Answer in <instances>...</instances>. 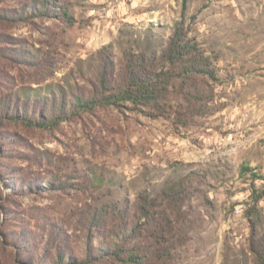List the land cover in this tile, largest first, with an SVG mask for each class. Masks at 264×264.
<instances>
[{
  "label": "rangeland",
  "instance_id": "374dc122",
  "mask_svg": "<svg viewBox=\"0 0 264 264\" xmlns=\"http://www.w3.org/2000/svg\"><path fill=\"white\" fill-rule=\"evenodd\" d=\"M178 27L214 78L158 62ZM141 55L172 75L159 107L24 119L68 114ZM135 222L142 264H258L264 0H0V264H130L98 248Z\"/></svg>",
  "mask_w": 264,
  "mask_h": 264
},
{
  "label": "trees",
  "instance_id": "16d2710c",
  "mask_svg": "<svg viewBox=\"0 0 264 264\" xmlns=\"http://www.w3.org/2000/svg\"><path fill=\"white\" fill-rule=\"evenodd\" d=\"M64 15H69L67 7H62L60 11ZM186 35L181 27H178L167 45L160 50L158 62L171 66L172 69H180L183 75L197 74L206 75L211 78L215 77V72L212 69V63L204 51L198 47L197 43L186 39ZM157 58V60H158ZM151 58H145L141 55L136 60L131 59L128 64L129 73L125 81L120 83H108L107 79L100 80L99 86L96 89V94L91 97L75 95L74 102L69 104L71 109L68 114L64 112L66 106L63 105L56 111V105L53 112L48 119L42 117L41 119H29L24 117L27 121L39 127H51L58 124L60 121L71 119L73 116L80 114L83 111L92 110L96 106H103L109 104H121L131 102L136 105L151 106L153 108L160 106V100L168 91L171 84L172 75L169 71L156 68V64ZM150 65L151 73L147 72L146 66ZM68 105V104H67ZM105 211V209H103ZM142 218L148 222L151 213V203L146 199L140 206ZM91 220L101 221L99 216L91 217ZM137 222L132 224L124 231L113 232L109 243L98 248L100 254H109L117 257L121 261L130 264H142L143 256L138 247H125V242L132 237H139L143 231L146 232L145 227H138ZM258 264H264V247L258 250ZM60 257L59 263H63Z\"/></svg>",
  "mask_w": 264,
  "mask_h": 264
}]
</instances>
